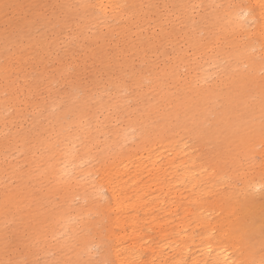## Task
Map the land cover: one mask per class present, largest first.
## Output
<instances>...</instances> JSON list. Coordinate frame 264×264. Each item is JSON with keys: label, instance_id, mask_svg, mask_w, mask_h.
Masks as SVG:
<instances>
[{"label": "bare ground", "instance_id": "obj_1", "mask_svg": "<svg viewBox=\"0 0 264 264\" xmlns=\"http://www.w3.org/2000/svg\"><path fill=\"white\" fill-rule=\"evenodd\" d=\"M249 1L234 22L264 17V0ZM95 3L88 13L79 2V12L61 20L30 19L35 10L20 0L0 5V264H93L90 247L100 251L94 264H192L185 255L193 228L216 264H242L264 248V172L246 165L251 142L264 133V87H255V98L244 92L247 82L234 86V75L242 76L243 63L248 71L264 67L256 60L264 58V20L257 41L214 49L218 33L207 40L213 23L192 18L200 0ZM259 3L258 15L252 4ZM4 9L19 19H3ZM100 25L106 31L94 53L86 38ZM198 31L206 33L203 43ZM213 75L210 85H197ZM121 87L128 94H117ZM186 137L201 145L182 178L196 171L203 183L210 146L209 159L221 151L229 165L215 173L220 187L183 198L177 183L156 191L169 160L160 164L154 153ZM257 258L251 264H264V255Z\"/></svg>", "mask_w": 264, "mask_h": 264}, {"label": "rangeland", "instance_id": "obj_2", "mask_svg": "<svg viewBox=\"0 0 264 264\" xmlns=\"http://www.w3.org/2000/svg\"><path fill=\"white\" fill-rule=\"evenodd\" d=\"M10 0H0V5L2 2H7ZM22 1L27 8H31L35 10L34 17H31L30 19L38 20L41 17H52L57 18L58 20L63 19L66 17V15L71 12L75 11L79 12L80 8L76 5L79 2H82L85 5V8H83L86 12L89 13L88 9L91 10L88 6L95 4L97 7L98 4H96V0H88L92 1L89 3H86L84 0H20ZM94 1V3H93ZM263 1V0H262ZM102 4V3H101ZM200 6L195 7L192 11V18L195 20H198L200 15H205L215 26L213 34H211L207 40L213 42L215 35L218 33L220 40H217L215 43L211 45L214 49H220L221 47L227 48V49H233L234 44H239L241 46H245L249 42L257 41L259 38V31L260 26L262 25V21L264 20V17L262 16L258 20L256 19V22L254 23L247 21V23H242L239 20L236 22L240 27L236 26V22L233 21V16L236 12V8L241 7L243 5H249V0H200ZM253 9L258 12L263 9L262 5L259 3L258 5L252 4ZM259 8V10H258ZM107 9V8H106ZM13 13V11L10 12V10L4 9L3 11V19H19V18H13L10 17V15ZM232 13V14H231ZM259 15V12H258ZM263 15V14H262ZM75 19L78 21L79 19L75 15ZM104 23V21H103ZM174 23H178L177 27L175 28L176 31L180 32V25L181 21L179 16L174 20ZM245 24V25H243ZM96 27L92 34L88 32L86 41L92 42V45L90 49L94 51V53L98 52V46H99V37L106 31L105 27L100 26H94ZM157 32V30H156ZM206 33L204 31H198L196 35V42L199 41L203 43V40L205 39ZM112 39L116 40L119 39L120 36L117 34L112 35ZM261 41V40H260ZM259 41V42H260ZM258 44V42H255ZM184 51L186 53L194 56V46L191 44H184L183 45ZM166 51L168 53L171 52L170 48H167ZM247 52H254V49L251 48ZM129 55V54H128ZM130 58L133 61V57L129 55ZM257 61L261 60L262 65L264 66V58H256ZM134 64L137 65L136 61H133ZM172 66V65H171ZM250 64L245 65L244 63L241 64V71L242 76L234 75V86L237 88L238 85H240V79L243 82H247V85H243V89L245 93H248V95L255 97L254 95V89L255 87L261 86L264 87V67L258 68L259 66H256L255 70H249L248 67ZM99 66L96 65V68ZM171 68V67H170ZM184 71V69H182ZM236 73H239L235 71ZM93 74V69H89L87 72L84 73L83 83H89ZM123 75V73H122ZM215 78V75L212 77L206 78L204 80L197 81V85H210L212 83V79ZM172 79L168 78L165 89L167 91L170 90V93L173 95L177 92V89L175 87L171 86ZM127 83V82H126ZM125 83V84H126ZM64 90H69V86L65 85ZM228 88L226 85L222 86V89ZM230 89V88H229ZM127 90L125 87L119 88L118 91H116L119 95H126L128 94L126 92ZM84 96L82 93L79 92L78 98ZM256 98V97H255ZM65 99V98H64ZM128 104L131 106L132 101L128 100ZM95 115L98 119L103 118V113L99 111V109L95 110ZM243 115V112H240L239 110L236 113V116L241 117ZM208 122L205 124L207 125ZM254 136H257L253 134ZM260 139H255L251 142L252 148L249 150L248 157L246 159V165L252 166V169L254 170V173H262L264 172V133L260 135ZM100 139H103L100 137ZM133 137L127 140L124 146H127L130 144L131 141H133ZM201 145V144H200ZM200 145L196 144L195 141L193 142L192 139L186 137V138H176L173 141V148L166 152L165 150H158L154 154H158V159L160 164H162L165 160H169V163L165 165L166 167V175L163 176L162 174L159 175V181L160 184L158 185L156 191L166 190L167 188H170L172 185L177 183V187L184 189L183 197H188L191 193L196 192L197 188L203 187V189L198 190L197 192L203 193L206 191H209L212 186L220 187L218 185V179L215 176V173L224 171V169L228 168L229 165H227V162L223 158V153L221 151H213V161L209 159V149L210 146L205 147L204 153H205V171H207V178H204L203 183L201 181V175L197 173L196 171L192 172V174H188L186 178L184 177V174L191 171L192 169H187L185 165H188V158L192 153L197 155L199 153V150L197 149ZM158 149V148H156ZM153 159V155H150L149 157H145L144 163L147 165V167H150L151 160ZM237 159H239L240 163H243L244 160L241 156H237ZM212 165V166H211ZM146 168V167H145ZM176 179V181H174ZM189 182H194L196 185L193 189H189L190 186H188ZM185 185V186H184ZM187 203V207H192L194 204H192V201L188 199L187 201H184ZM178 213H181V209L179 208ZM179 216V215H178ZM162 221L165 222L166 220V214H163L160 218ZM167 227L171 229V233L174 234V222H168ZM97 229L92 230V232L96 233ZM201 229L200 228H193L192 230V236L191 240L189 239V249L188 253L185 255L186 262H192L195 260L192 264H216L217 260H215L213 257L205 254V252L202 250V238H201ZM154 237L155 235L152 234ZM99 250H96L95 247H90V253L89 254H95L93 255V264L99 260ZM259 255H264V248L262 246H257L252 253H248L246 256V259H242V264H251L252 261L258 260ZM38 261H40V255L38 254L36 256Z\"/></svg>", "mask_w": 264, "mask_h": 264}]
</instances>
